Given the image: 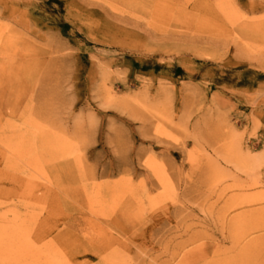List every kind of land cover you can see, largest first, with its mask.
Listing matches in <instances>:
<instances>
[{"label": "rangeland", "instance_id": "1", "mask_svg": "<svg viewBox=\"0 0 264 264\" xmlns=\"http://www.w3.org/2000/svg\"><path fill=\"white\" fill-rule=\"evenodd\" d=\"M0 264H264V0H0Z\"/></svg>", "mask_w": 264, "mask_h": 264}, {"label": "bare ground", "instance_id": "2", "mask_svg": "<svg viewBox=\"0 0 264 264\" xmlns=\"http://www.w3.org/2000/svg\"><path fill=\"white\" fill-rule=\"evenodd\" d=\"M34 182V181H33ZM34 184V183H33ZM38 188V187H37ZM37 199V198H36Z\"/></svg>", "mask_w": 264, "mask_h": 264}]
</instances>
